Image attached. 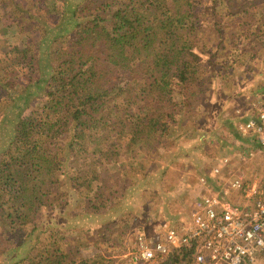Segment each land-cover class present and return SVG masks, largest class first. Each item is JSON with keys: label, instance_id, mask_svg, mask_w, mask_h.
<instances>
[{"label": "trees", "instance_id": "16d2710c", "mask_svg": "<svg viewBox=\"0 0 264 264\" xmlns=\"http://www.w3.org/2000/svg\"><path fill=\"white\" fill-rule=\"evenodd\" d=\"M57 1L58 26L45 0L34 4V13L12 10L9 22L0 17V42L17 53L12 58L20 65L0 77V141L4 130L9 139L0 143V254L17 251L8 264H113L92 255L95 250L84 254L92 248L84 241L72 245L64 223L54 225L50 212L72 204L88 219L117 209V186L126 180L116 185L108 166L120 143L143 148L142 157L177 115L209 99L233 62L225 57L236 60L244 49L234 45L237 38L223 49L221 16L247 14L258 0H200L209 3L204 13H194L196 0ZM13 24L27 30L19 33L21 48L6 37L18 38V29H8ZM262 28L247 32L252 42L263 37ZM41 57L51 71L44 79L34 76L43 68ZM97 143L100 154L89 159ZM192 254L175 249L158 264H190Z\"/></svg>", "mask_w": 264, "mask_h": 264}, {"label": "rangeland", "instance_id": "374dc122", "mask_svg": "<svg viewBox=\"0 0 264 264\" xmlns=\"http://www.w3.org/2000/svg\"><path fill=\"white\" fill-rule=\"evenodd\" d=\"M37 1L38 0H0V15H1L0 17L2 21L9 22L10 19L8 13L11 12L12 10H14V13L16 14L19 13L21 9H27L29 13H34L36 7L34 4ZM45 1H48L45 4V6L48 8V11L50 12L49 17L52 18L50 20L52 21V25L54 24L55 26H58L59 24L61 25L62 23L60 21L59 22L56 21V17L58 15L57 11H60L57 9V7L60 2L57 0H50V1L45 0ZM64 1L67 4L68 0H64ZM75 1L76 0H73L70 4L73 5ZM18 3H21L23 5L20 8L14 9L13 7ZM39 7H43V6H39ZM197 7L198 8L194 10V13H199L200 11H204L203 10L204 7L207 6L198 5ZM261 12H262V6L256 7V5H254L252 6V9L249 10V14H246L247 18L221 16V21H222V26L220 27L221 36L226 40L223 43L224 50H229L230 48L233 47V42L235 41H232V39L234 38H237L236 43L234 45H236L237 47L240 46V49L245 47L244 46L245 36H247V32H248L246 31V29L249 27V25H255V24L259 25L258 23H255V21L257 17H259L258 19L259 21L264 19V13L262 15H259ZM23 27H24L23 25L19 26L18 24L17 25L13 24L11 26H8L9 30L13 28L18 29L17 31L18 38H16L11 33L7 34L6 36L10 41H12L11 42L12 46L15 43L14 40H16V43L19 45V48H21L20 46L22 40L21 38H19L20 35L19 33H21L22 31L24 33H27V30ZM34 27H35L34 25L31 26L29 32L34 38H36L40 34L38 33L39 31ZM216 36L217 35L215 34L213 38L215 39ZM44 42L45 44H49L50 40H46ZM9 48L11 47L5 46L4 43L2 45L0 42V61H2L0 63V77H5L10 66L14 70H16L20 66L18 63H15L16 60L14 61V58H12L13 56L17 55V53L16 54L9 53L8 52ZM6 52H8L7 55ZM39 62L43 65V68L42 70L39 69V71L35 69L36 72L34 71V76L40 73L42 79H44L50 74L51 71L48 67V63L45 57H41L39 59ZM238 68L239 70L242 69V67L239 66ZM217 86L219 87L220 84L217 83ZM259 87L260 86H258L257 89L254 90V92L257 93V95H255L256 97L258 95L261 96L260 95L261 88L259 90ZM220 91L223 92L222 89H219V92ZM256 97L251 98L250 101H248V103L247 101H244V104L242 106L243 110L241 112H243V117L245 116L246 119L254 116L256 113L255 105L253 104V108L255 109V111L252 112V115L248 114L252 111L251 102L258 100H259L258 102L261 101V99L259 98L257 99ZM5 98H9L8 95L4 96L3 100H5ZM132 98H134L135 101L137 99L135 97ZM132 98H130L129 100H131ZM134 100L131 101L133 102L132 105H135L136 103ZM201 102L203 103L202 100ZM128 105L123 106V111H128L129 109ZM22 106L25 107L26 105H22ZM211 106L213 107L212 115L214 116V113H217V107H216L217 103L215 104L214 102H212ZM29 107L30 106H27L28 109L27 113L35 108L34 105L31 106L32 108ZM238 108L241 109V107ZM8 128L10 129L11 127L8 125ZM9 129H7L8 135H9ZM1 135L3 139L2 141H0V143L6 144L9 140L7 138L6 131L4 130ZM211 138L212 137H210V139ZM204 140H206L205 137H203L202 141ZM213 140L215 139L213 138ZM152 145L155 147L152 149L153 152H149L147 154V151H144V155L141 157L140 156L141 151L138 148L139 146H132L130 148L131 149L130 151V149L126 148L128 146H124L123 142L120 143L119 146L121 151L116 156L111 158V161L108 166L109 173H112L111 177H113V179L115 180L116 185H119L120 181L121 180L123 181V179H125L126 181L129 180L128 176L133 173V165L137 166L138 169L137 168L136 169L137 171H139L141 165L148 167L149 164L154 166L155 164L159 163V165L162 167L164 163H168V161L170 160L173 161V157L171 156V153L168 150L166 151V153L162 154L161 157H159L158 155H156V149L160 146V144L153 142ZM89 149L87 148V150ZM100 149H101L100 143H97L95 150L97 152L95 153L90 152L91 156L89 157V159H92V157L96 158L95 154L99 153ZM213 149H215V147ZM129 151L130 153H128ZM214 153L216 155L215 151ZM211 154H213V152H211ZM180 155L182 156L183 153H180ZM199 155L201 156V158L204 157L202 153H199ZM131 158H133V160H131L132 162L128 163V161ZM145 159H147V163H143ZM192 161L196 162V159H192ZM149 168L152 167L150 166ZM175 169L177 168L175 167L171 171ZM114 173H117V175L113 176ZM150 173L151 172H148L147 175L143 174L144 176L143 175L141 176L139 174L140 176L139 178H133L134 180H132L131 182L133 189L125 188L124 186L126 184H124V186L121 189H119V187L117 186V190H118L117 197L118 196L120 197V193L124 188L123 199L122 200L121 198L117 199L118 201L116 202V204H114V202L112 203L113 205H117V209L115 207L114 210H111L113 208L111 207L106 212L104 211L103 213L100 214L96 213L95 217H92L93 215H88L89 216L88 219H85L82 213L79 214L80 212L76 211V206L69 204L55 212H50L49 214L50 219L54 225H58L59 220L62 223L66 224L65 227L67 228V233H68L67 237L72 242V245H74V242L76 240L84 241L87 244V246L91 245L93 248L90 249V252H88V249L84 250L85 252L91 253L92 250H95L94 252H92V255L95 254L97 255V253H101L106 258H113L115 259V262H113V264H158V263L140 262V261L137 262L135 261L134 263H132L131 261L132 257L129 256V253H131L130 251L133 245L135 229L141 228L148 236H150L153 234V232H155V227L159 223L167 224V223H175L178 221H183L185 218L187 205L190 203L192 199H194L193 198L194 193H191V191L188 190L186 191L180 190L181 187L178 188L179 184H177L175 180L177 175L174 172H172L173 177L169 174L168 179L165 177L166 169L164 170V172H162V169L160 168V171L153 170L152 174ZM149 174L151 176H148ZM194 178H196L195 175ZM188 182L192 183L190 180ZM127 183H129V181ZM185 207L186 209H184ZM71 211H75V213L72 214ZM59 214H64V215H59ZM87 226H90L89 230L86 229ZM97 234H99V241L97 240L96 242H94V239L97 237ZM92 243H94L95 246ZM1 261L3 263L5 262L8 264V260L5 261L4 258H1Z\"/></svg>", "mask_w": 264, "mask_h": 264}, {"label": "built area", "instance_id": "2783aa9c", "mask_svg": "<svg viewBox=\"0 0 264 264\" xmlns=\"http://www.w3.org/2000/svg\"><path fill=\"white\" fill-rule=\"evenodd\" d=\"M254 105L255 115L237 122L236 129L242 138L255 140L262 163L246 174L230 168V157H221L207 175L198 177L203 190L183 221L159 223L150 236L135 229L132 263H159L185 247L193 251L190 264H264V102ZM242 151V159L254 154ZM209 179L216 185H209Z\"/></svg>", "mask_w": 264, "mask_h": 264}, {"label": "crops", "instance_id": "0c3cea01", "mask_svg": "<svg viewBox=\"0 0 264 264\" xmlns=\"http://www.w3.org/2000/svg\"><path fill=\"white\" fill-rule=\"evenodd\" d=\"M196 1L197 4L202 6H207L209 4L208 1H206V3L204 4H201L200 0ZM257 6H262V12L259 14L262 15L264 13V0H258L256 2V7ZM204 9L205 10L202 11L203 13L207 11L205 7ZM240 17H246V13L243 15L241 14L239 18ZM258 19L259 17H257L255 23H258L259 25H249L246 31L249 32L253 30V28L257 29L260 27H264V19H262L261 21H259ZM205 33L206 36L208 32ZM244 46V49H242L237 55L236 60L234 58H230V56L225 57L229 58L227 59V61L231 62L233 60V62H231L232 64L230 65H226V67L224 68V78L220 79V86H217L216 89L212 90L209 99L203 103L201 101L199 102V104L195 103L196 106H192L189 108V110H184L180 115H177V122L171 125L167 133L162 138H160L159 143L156 142L157 144H160V146L156 149V155L161 157V155L166 153V151L168 150L173 157V161L169 159L170 161H168V163H164L162 167L158 163L154 166L150 164L149 167L151 166L152 168H139V171L136 172L135 177H129V180L125 182L121 181V183L123 182V186L124 184H126L124 186L125 188L133 189L131 182L132 180H134L133 178H139V174L141 176L143 174L147 175L148 172H151L150 174H152L153 170L160 171L161 168L162 170L166 169L165 177L167 179L169 178V174L173 177L172 172L176 173L177 177L175 178V180L177 184H179L178 188L181 187L180 190L191 191V193H194L193 198L195 199L203 190V186L199 183L198 177H200L201 175H207L211 170V167L218 163L221 157H230V159L232 160L230 168L240 169L246 174L252 173L253 170H255L262 163V155L258 152L257 149L258 144L252 137L242 138L237 132L236 126L237 122L246 119L245 116L243 117V112H241L243 110L242 106L244 104V101H247L248 103L251 98L256 97L255 95H257V93H255L254 90L257 89L258 86H260L259 90L260 88L262 90V84L264 81V35L257 42H252V36H245ZM222 64L225 65L224 63ZM237 65L239 67H242V69L239 70ZM219 89H222L223 92H219ZM261 90V96L258 95L256 98H259L261 99V102H264V92L263 90ZM258 101L251 102L252 111L248 114L252 115V112L255 111V109L253 108V104ZM212 102H214L215 104L217 103V113H214V116L212 115ZM238 107H241V109ZM187 133H189L190 135L187 136ZM203 137H205L206 140L202 141ZM210 137L212 138L210 139ZM213 138L215 140H213ZM158 139L159 137L157 138V140ZM214 147L215 149H213ZM153 148L155 147L153 146ZM247 149L253 150L254 154L251 156L245 155V157L242 159V150L245 151ZM139 150L143 152V148ZM214 151L216 152V155ZM151 152L153 151L151 150ZM211 152H213V154H211ZM180 153H183L184 156H181ZM199 153H202L204 157L201 158ZM192 159H196V162H193ZM175 167L177 169L171 171ZM150 174L148 176H151ZM194 175L196 178H194ZM189 180L192 183L188 182ZM128 181L129 183H127ZM208 184L211 186L216 185L215 182H213L211 179L208 180ZM212 189L216 188L212 187ZM123 196L124 188L120 193V197L118 196V199L121 198L122 200ZM194 199H192L187 205V209ZM184 209H186V207ZM92 217H95V215H93ZM62 225H64L65 227L66 224ZM86 229L89 230L90 226H87ZM97 240L99 241L98 234L94 239V242H96ZM15 252L17 251L12 250L5 254H0V264L5 263L1 261V258H4L5 261H9V259L14 257ZM84 254H87V252H85Z\"/></svg>", "mask_w": 264, "mask_h": 264}]
</instances>
